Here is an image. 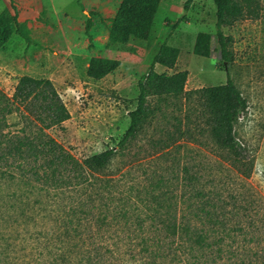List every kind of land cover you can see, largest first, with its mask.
Here are the masks:
<instances>
[{
	"label": "trees",
	"instance_id": "1",
	"mask_svg": "<svg viewBox=\"0 0 264 264\" xmlns=\"http://www.w3.org/2000/svg\"><path fill=\"white\" fill-rule=\"evenodd\" d=\"M160 1L121 0L110 18L108 41L126 44L149 40ZM193 1L185 0L183 9L187 11ZM213 3L220 67L226 72V81L196 92L204 103L210 136L227 155L225 168L234 173L229 186L213 179L207 187L198 166L183 165L176 195L164 188L161 177L152 184L144 209L134 210L126 200L116 197L113 179L101 176L118 149L126 147L142 128L149 114L148 96L165 99L184 93L186 70L167 73L154 69L156 65L175 67L179 55L176 46L162 43L149 70L138 79V95L129 99L135 109L129 111V126L117 144L82 160L50 133L52 128L63 129L70 116L51 79L24 74L11 96L0 89V164H16L19 179L28 185L33 197V220L53 217L61 230L59 237L75 239L73 252L84 254L89 264H116L123 255L155 264L167 260L173 264H264V198L248 182L254 159L235 131L248 101L230 75L232 37L222 29L240 18L259 16V9L254 0ZM92 14L89 11L85 23L87 34L93 25ZM182 20L183 15L174 25ZM29 32L18 21L13 3L0 11V47L14 33L30 42ZM211 38L208 32H198L193 53L209 57ZM119 66L116 58L90 56L85 73L100 80ZM11 115L17 120L9 122Z\"/></svg>",
	"mask_w": 264,
	"mask_h": 264
},
{
	"label": "rangeland",
	"instance_id": "2",
	"mask_svg": "<svg viewBox=\"0 0 264 264\" xmlns=\"http://www.w3.org/2000/svg\"><path fill=\"white\" fill-rule=\"evenodd\" d=\"M117 1L35 0L29 20L38 25L36 31L41 35L49 33L52 42L47 43L46 55H31L24 44L17 45L15 54L0 53V89L11 96L16 80L24 74L51 79L70 116L63 122V129L52 128L50 133L82 160L117 144L129 126V111L135 109L129 99L138 95V79L149 70L162 43L176 46L179 55L175 67L156 65L154 69L167 73L186 70L184 93L165 99L148 96L149 114L142 128L126 147L118 149L101 176L113 179L116 197L126 200L134 210L144 209L152 184L161 177L164 188L176 195L183 165L198 166L207 187L213 179L229 186L234 173L225 168L227 155L210 136L204 103L196 92L226 81V72L220 67L213 0H194L187 11L183 9L185 0H161L147 41L110 43L108 18L97 15V11L90 15L93 25L87 34L88 14L81 6L110 8ZM254 2L259 16L240 18L222 29L232 37L230 75L248 101L235 131L254 159L248 182L264 198V0ZM11 3L16 7L20 0H0V11ZM182 15L185 20L174 25ZM198 32L212 36L209 57L193 53ZM93 37L99 40L95 43ZM64 38H72L77 46L88 39V46L68 55ZM93 55L116 58L120 66L103 79H91L85 73V64ZM8 120L14 122L17 117L11 115ZM18 175L16 164H0V264H89L84 254L73 252L75 239L59 237L61 230L53 217L33 220V197ZM129 245L133 247L134 242ZM123 258L116 264L151 263L144 258ZM160 264L173 263L167 260Z\"/></svg>",
	"mask_w": 264,
	"mask_h": 264
},
{
	"label": "crops",
	"instance_id": "3",
	"mask_svg": "<svg viewBox=\"0 0 264 264\" xmlns=\"http://www.w3.org/2000/svg\"><path fill=\"white\" fill-rule=\"evenodd\" d=\"M121 0L117 1L116 5H113L110 8H106V7H100L96 4V6H92L90 9L84 7L83 5L81 6V9L83 11L84 14H88L89 16V11H93V13L95 11H97V15H102L103 18H108L107 22L110 23V18H112L117 9L118 6L120 4ZM35 4V0H20L19 4H16V9L18 12V21L21 23H24L26 25V27L30 30L29 33V37H30V42H25L23 37L21 35H19L18 33H14L12 35V37L4 44V46L0 47V53H5V54H15V49L17 47V45H25V47L27 46L28 49V53H30L31 55H46V51H47V43H51L52 42V37L50 36L49 38L47 37V35L49 34H44L41 35L40 33H38L36 31V27H38V25L35 23H33L32 21L29 20L30 17V10H32V7ZM101 8V9H100ZM96 14V13H95ZM66 15V14H65ZM88 18V17H87ZM67 26H69L68 24H66ZM39 29V28H38ZM61 29H63V26L61 27ZM99 39L98 37H93V42H97ZM88 39H85L83 41V44L80 43L82 41H79V45L81 46H77V43L75 42V40H73L72 38H64V46L65 49H67L66 51L69 52L68 55L71 54H76L78 52H76L75 50L77 49H83L86 48L88 46L87 44ZM93 56H101V55H93ZM112 58V57H111ZM86 66V64H85ZM109 76V74L107 75ZM18 80V79H17ZM16 80V82H17Z\"/></svg>",
	"mask_w": 264,
	"mask_h": 264
}]
</instances>
